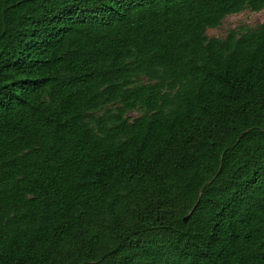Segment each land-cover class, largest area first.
Wrapping results in <instances>:
<instances>
[{
  "label": "trees",
  "instance_id": "obj_1",
  "mask_svg": "<svg viewBox=\"0 0 264 264\" xmlns=\"http://www.w3.org/2000/svg\"><path fill=\"white\" fill-rule=\"evenodd\" d=\"M263 8L0 0V264H264Z\"/></svg>",
  "mask_w": 264,
  "mask_h": 264
},
{
  "label": "rangeland",
  "instance_id": "obj_2",
  "mask_svg": "<svg viewBox=\"0 0 264 264\" xmlns=\"http://www.w3.org/2000/svg\"><path fill=\"white\" fill-rule=\"evenodd\" d=\"M264 22V8L259 11L244 9L237 13H232L223 18L221 24L215 28H207L208 37H224L230 29H247L256 27ZM140 114L139 111L130 112L132 117Z\"/></svg>",
  "mask_w": 264,
  "mask_h": 264
},
{
  "label": "water",
  "instance_id": "obj_3",
  "mask_svg": "<svg viewBox=\"0 0 264 264\" xmlns=\"http://www.w3.org/2000/svg\"><path fill=\"white\" fill-rule=\"evenodd\" d=\"M188 217H189V214L185 215V216L183 217V221L186 222L187 219H188Z\"/></svg>",
  "mask_w": 264,
  "mask_h": 264
}]
</instances>
